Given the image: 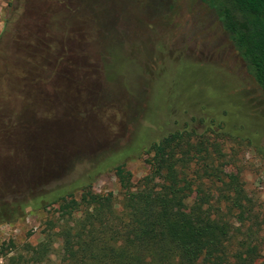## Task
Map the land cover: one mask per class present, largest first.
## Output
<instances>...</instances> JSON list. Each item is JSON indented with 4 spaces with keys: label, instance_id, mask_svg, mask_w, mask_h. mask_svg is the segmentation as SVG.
Wrapping results in <instances>:
<instances>
[{
    "label": "rangeland",
    "instance_id": "374dc122",
    "mask_svg": "<svg viewBox=\"0 0 264 264\" xmlns=\"http://www.w3.org/2000/svg\"><path fill=\"white\" fill-rule=\"evenodd\" d=\"M228 99L249 102L264 125V97L200 0H0V129L14 133L19 114L33 126L46 110L53 119L32 130L30 143L41 155L51 146L64 155L57 173L18 190L14 137L0 136V212L12 210L26 191L74 177L128 141L95 171L131 157L146 135L157 138L184 121L197 125L199 116L225 122ZM247 135L250 144L225 145L226 153L230 144L235 150L226 170L238 174L261 219L264 129ZM125 167L133 181L147 172L143 156L125 159ZM92 190L110 192L117 205L121 198L112 171L99 174ZM62 214L50 205L0 221V264L14 246L36 243L44 220Z\"/></svg>",
    "mask_w": 264,
    "mask_h": 264
},
{
    "label": "trees",
    "instance_id": "16d2710c",
    "mask_svg": "<svg viewBox=\"0 0 264 264\" xmlns=\"http://www.w3.org/2000/svg\"><path fill=\"white\" fill-rule=\"evenodd\" d=\"M200 1L214 11L264 97V0ZM225 102V122H205L199 116L197 125L184 121L157 138L144 136L141 148L129 157L143 156L147 166L135 181L125 167L128 157L95 171L105 157L128 147V141L74 177L45 190L26 191L12 202V210L2 206L0 213L8 215L0 221L50 205L63 211L43 221L36 243L14 246L4 264H264L258 262L264 252V217L257 219L238 174L226 170L234 145L224 151L230 141L250 144L247 133L256 134L264 125L249 102ZM40 115L30 126V117L19 114L14 133L0 129V136L14 137L18 190L53 176L63 163L58 146L44 149L43 155L40 148H32V130L53 119L46 110ZM103 171H112L120 188L118 205L110 192L92 190V181ZM247 218L252 221L242 226Z\"/></svg>",
    "mask_w": 264,
    "mask_h": 264
}]
</instances>
